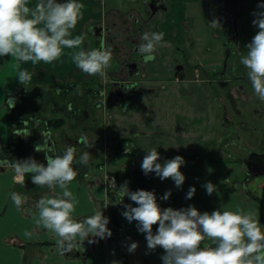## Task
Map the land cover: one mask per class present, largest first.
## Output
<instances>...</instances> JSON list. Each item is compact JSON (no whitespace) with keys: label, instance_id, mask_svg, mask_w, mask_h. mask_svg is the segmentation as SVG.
<instances>
[{"label":"crops","instance_id":"crops-1","mask_svg":"<svg viewBox=\"0 0 264 264\" xmlns=\"http://www.w3.org/2000/svg\"><path fill=\"white\" fill-rule=\"evenodd\" d=\"M107 1L78 0L84 5L83 18L78 21L73 36L85 35L82 45L85 50L99 48L101 43L111 50L119 68L107 70L109 80L102 81L99 77L88 76L78 70L71 59V54L76 49H64V55L52 64H21L20 69H27L33 74L27 88L16 79L18 69L12 57L9 56L1 66L0 161H3L1 153L8 144L10 131L9 95L19 88H23L26 95L25 111L29 100L39 99V108L27 113V118L34 115L35 110L44 111L43 107L47 106L45 108L50 107L51 113H60V118L66 117L71 129L73 122L77 123L81 118V113L85 114L84 109L87 110L92 103L96 105L101 87H106L112 94L122 79L137 82L130 97L125 101L115 99L112 109L116 110L103 116V137L98 144L99 160L90 163H100L99 168L89 169L84 178L77 176L69 185L78 201L74 213L77 218L92 214L93 209L103 207L107 199L110 204L107 208H102V211L109 218L107 227L112 231V236L98 239L97 243L92 244L85 241L80 245L79 251L59 255L55 239L47 230L37 227L34 216L30 214L35 213L34 205L41 197L51 196L52 193L47 188L38 189L31 182V174L24 176L21 182L11 167L0 165V264H112L113 261L119 264H163L161 257L164 250L159 247L149 250L146 234L138 231L137 222L130 223L122 216L125 205H137L128 197L121 203L118 190L111 197L112 183L106 180L107 176L103 177L106 168H124L130 174L143 173V158L146 151L152 148L157 149L161 164L177 155L185 160L180 169L185 182L180 188L176 187L171 178L161 180L155 173L151 181L147 182L161 208L180 209L192 205L201 213H211L217 209L235 211L239 208L255 212L264 225V197L259 192L264 189V179L254 180L264 176L250 177L245 164V159L251 152L262 151L253 150L249 153L252 141L257 140V135L264 130V126L262 129L259 125L264 118V103H255L252 107L253 123L244 120L240 122V129H237L239 124L231 122L228 103L225 104V90L229 102L231 91L235 89V84L225 80L226 74V78L230 80L233 73H236L235 66H232L229 73L226 72L232 47L230 38L225 40V35L230 37L231 25L224 22L219 23V27H211L205 18L201 0H168L167 10L157 12L150 21H147L148 13L143 4V9L133 8L128 13L118 3L121 0H109L113 1L109 6ZM35 2L36 0H30V6ZM260 3H264V0H245V10L239 24L240 38L252 27L257 28L253 21L248 22L245 18L264 11L258 8ZM142 23H145L143 29ZM149 31L163 32L165 35L163 42L156 48L155 59L146 63L138 51V45L141 43V35ZM252 38L246 41L250 43ZM227 49L230 50L228 53ZM123 58L139 60V71L133 73V77H128L126 70V75L123 76V69H120ZM244 86L245 84L240 83L239 89L246 92L248 87ZM78 88L88 98L87 104H83L85 106L79 103L84 96L77 93ZM57 89L60 90L59 94ZM63 101L76 109L67 112L65 108H57V102L63 104ZM46 117L47 120L50 119V115L47 114ZM39 126L41 124H36L34 120L25 126L23 137L29 143L28 153L31 155L39 153L35 146L42 143V140L37 139L38 133L35 134ZM217 126L220 127V133ZM46 129L47 131L42 129L39 132L50 133L48 141L52 147L49 144L48 147L53 150L46 151V154L54 155V147L57 148L58 143L51 131L47 127ZM231 133L239 140L236 148L231 147L234 142ZM76 139L78 142V138ZM111 140L130 141L133 145L130 155H123L116 160L115 153L108 150L110 146L107 144ZM211 142H216L217 145V161L209 156L212 153H208L207 149L204 156L198 154V150L205 145L210 147L208 143ZM59 152L56 150V153ZM102 163L105 164V169ZM208 182L217 188L212 195H208L204 187ZM138 185L130 191H136ZM190 187H195L196 192L191 199H186ZM169 190L170 197L163 200L162 197ZM12 191L28 198L24 207L29 211L16 209L10 198ZM157 227L158 225L153 226L154 233ZM27 232L33 234L28 236ZM132 242H136L138 247L133 253H129L127 248Z\"/></svg>","mask_w":264,"mask_h":264},{"label":"clouds","instance_id":"clouds-1","mask_svg":"<svg viewBox=\"0 0 264 264\" xmlns=\"http://www.w3.org/2000/svg\"><path fill=\"white\" fill-rule=\"evenodd\" d=\"M83 8L78 0H36L32 6L30 0H0V57L10 56L16 61V79L25 88L32 81L33 74L19 66L28 62L32 65L40 62L52 64L64 55V49H76L71 59L78 70L102 81L108 79L111 50L103 43L99 48L85 50L82 47L85 35L73 36L78 21L83 18ZM258 8L264 9V3L258 4ZM254 15L256 19L252 23L258 31L245 46L247 52L241 54L240 63L247 69L252 89L264 103V11ZM209 25L219 27V20L214 18ZM164 35L155 31L141 35L138 51L146 63L155 59L154 53L163 42ZM59 91L57 89L58 94ZM77 93L83 95L79 88ZM10 104L14 106V98H10ZM71 107L69 105V110ZM41 135L44 140L35 146V150L44 153L52 151L48 147L50 133ZM78 143L86 149L94 146L83 133ZM76 153V147L68 146L60 155L46 154V165L34 158L0 161V165L11 167L21 182L24 176L31 174L34 185L46 187L52 193L51 196L41 197L34 205L35 213L30 214L34 216L36 226L47 230L55 239L56 251L61 256L79 251L85 241L92 244L112 236L107 227L109 218L102 211L110 204L107 199L103 207H96L90 215L83 218L74 215L78 201L69 189L78 175L74 165H87L92 156L89 151H83L77 159ZM159 159L156 148L146 151L141 164L144 174L155 173L161 180L171 178L180 188L185 182V176L180 171L185 164L184 158L177 155L163 164ZM204 187L208 195L217 191L216 185L211 182ZM195 192V187H190L186 199H191ZM117 195L121 203L128 197L137 205H125L122 216L130 223L137 222L138 231L146 234L149 250L157 247L164 250L161 257L163 264H264V225L251 210L217 209L201 213L192 205L180 209L161 208L153 191H130L127 182L120 186ZM170 195L169 190L162 199L167 200ZM10 198L18 211H29L24 207L28 200L26 196L12 191ZM154 225H158L155 233ZM32 234L26 233L28 236ZM137 247L138 244L132 242L127 251L133 253ZM112 264L119 262L113 261Z\"/></svg>","mask_w":264,"mask_h":264},{"label":"rangeland","instance_id":"rangeland-1","mask_svg":"<svg viewBox=\"0 0 264 264\" xmlns=\"http://www.w3.org/2000/svg\"><path fill=\"white\" fill-rule=\"evenodd\" d=\"M118 2V1H116ZM111 3H113V1H107V6H109ZM119 4L123 5L124 11L125 12H131L133 8H139V9H143L142 7V2L141 1H137V0H121L118 2ZM145 10V9H144ZM255 18L254 15L250 14L249 16H247L245 19L250 22L253 21ZM229 27V25H228ZM239 31H240V26L238 27ZM231 29H229V33H230V38H231ZM258 29L252 27V29L246 33H243L241 35V38L239 40V44L237 47V42H234V37L232 39H230V46L232 47V53H231V57L228 61L227 64V68H226V72L229 73L230 69L232 68V66H235V70L236 73H233L232 77H230V80L227 77V74L225 76V80L230 81L232 84H235V89L231 91V96H230V101L227 102V97H226V90H225V104L228 103V112L231 115V122H235L236 124H239V126H237V129H240V122L244 121L249 123V122H254V115H253V109L252 107H254L255 103L256 104H261L262 102L259 100V98L257 97V95L254 93V90L252 89V85L251 82L249 81L248 77H247V69L240 63V57L241 54H246L247 49H246V45L248 44V42L246 41L247 39L249 40L250 38H252L253 36H255V34L257 33ZM229 36L225 35V40H228ZM230 49V48H229ZM227 49V53H228ZM126 59V57H124ZM123 58V61L125 60ZM122 61V62H123ZM121 62V63H122ZM115 68H119L118 67V62L116 61L115 57L112 55V60H111V67L108 70H113ZM120 69H123L124 75L125 76V69L122 67V65H120ZM109 80V78H108ZM240 83L245 84L244 87H248V90L245 92L244 89H239V85ZM108 84V83H107ZM247 85V86H246ZM116 89V87L114 88ZM53 92V91H51ZM49 91V93H51ZM222 92V91H219ZM53 94V93H52ZM84 97H82L83 101H80L79 103L82 106H85L88 102V98L85 95H82ZM221 96H224L223 93H221ZM55 97L58 96L56 95ZM252 98V100H248ZM96 105L95 104H90L88 109H84V112L81 113V118L78 120L77 123H74V126L71 127L70 129V125L69 122H67V118L66 117H62L60 118V113H51L52 111L50 110V107L47 109L45 107H43V110H35V114L32 115L31 117L27 118V116H29L28 114L32 113V111L35 108H39V99L36 100L34 98H32L31 100L28 101L27 103V109L26 111H24V116L26 119H30V120H34L35 123L37 124H41V126H39L36 130H35V134L38 133L37 139H39L40 141L44 140V138L41 135L42 129H44L45 131H47L46 127L51 131V134H53V136L55 137L56 142L58 143V147H54V153L56 154V150L60 151L59 153H57L56 155H60L62 154V152L66 149V147L68 146H74L77 149V153H76V158L79 159V156L83 153V151H89L90 154L92 155L89 161V165H80V164H75L74 168L76 169V171L78 172V177L80 176L81 178L89 171V169H95V168H99L100 163H93L90 165L91 161H97L99 160V153H98V144L101 140V137H103V126H104V118L105 115H108L109 113H111V110H116V109H112L114 108V102H115V97L112 96L108 91L106 87H101V90L98 92L97 97H96ZM58 106L57 108H65L67 110V112H72L74 109H76L75 106L71 107V110H69V104H67L65 101H63V104H60V102H57ZM52 104V103H51ZM85 104V105H83ZM99 105V107H98ZM253 105V106H252ZM50 106V105H49ZM248 107V108H247ZM28 111V112H27ZM30 111V112H29ZM38 111V112H36ZM51 111V112H50ZM33 112V113H34ZM28 113V114H27ZM221 111L219 112L220 116H221ZM47 114L50 115V119L51 121H54V125H52L51 127H49L46 122L47 120ZM65 114V112H64ZM64 116V115H63ZM32 118V119H31ZM34 118V119H33ZM37 119H41V121H37ZM61 119L62 122L58 123V120ZM47 120V121H46ZM68 123V124H67ZM69 125V126H68ZM258 125V124H257ZM259 125L262 127L264 126V118L261 121V123H259ZM218 128V133H220V127L217 126ZM225 131V129H224ZM239 131V130H238ZM237 131V132H238ZM241 132V131H240ZM86 134L89 138V141L91 143H94V146L86 149L84 148V146L81 144H79L77 142L76 138H79L81 134ZM242 133V132H241ZM70 135V137H69ZM24 135L22 134V138ZM258 138H256L257 140L254 139V141H252V149H250L249 153L253 150H264V144L262 143L264 141V130H261V132L257 135ZM231 138H233V143L231 145V147H238V138L236 137V135L234 133H231ZM25 140V139H24ZM26 142V140H25ZM216 142H211L208 143L210 147H206V145L201 149L198 150V154L204 156L206 149L208 153H212V155H209L211 157L214 158V161H217L218 159V155H217V145L215 144ZM27 155L28 158H34L35 160H37L40 163H44L46 165L47 161L45 159V155L46 153L44 152H39L38 154H36L35 152L31 154L28 153V149H29V143L27 144ZM107 146H110V148L108 149L109 151H113L115 153V158L117 160L118 157H121L124 155L125 150H127L128 147L132 148L131 146L132 143L130 141L127 142H122L119 145V142L117 141H110L108 142ZM225 147V146H224ZM31 148V146H30ZM129 148V149H130ZM205 148V149H204ZM92 149V152L90 151ZM204 149V150H203ZM132 149H130L131 151ZM248 150V149H246ZM32 151V150H31ZM33 152V151H32ZM55 154H50L52 156H55ZM125 154H130L125 153ZM114 158V159H115ZM102 167L105 169V164L103 165V163L101 164ZM198 165V164H197ZM108 166V165H107ZM114 168V167H113ZM118 168H114L112 170H105V173L103 172V177L107 176L106 180L111 184V193L112 194H116V191L120 188L121 185H123L125 182H127V184H130V187L128 186L129 190L133 187H135L136 184V180H137V174L136 173H127L126 171H124V168L122 170H117ZM136 174V175H135ZM84 178V177H83ZM264 179V177H256L254 180L255 181H260ZM260 194L262 197H264V189H260ZM115 196V195H113Z\"/></svg>","mask_w":264,"mask_h":264},{"label":"trees","instance_id":"trees-1","mask_svg":"<svg viewBox=\"0 0 264 264\" xmlns=\"http://www.w3.org/2000/svg\"><path fill=\"white\" fill-rule=\"evenodd\" d=\"M9 59V56L6 57H0V68L1 66ZM25 92L23 88H19L17 91L11 93L9 95V103L10 98H14L15 104L10 106V115H9V121H10V131L8 135V144L3 147L2 153H1V160L3 161H9L13 162L14 160H24L28 158L27 155V145L25 140L22 138V134L18 132V129L26 128L25 121L26 118L24 116L25 111ZM62 120L59 119L58 123H61ZM46 124L51 127L54 125V121L48 120ZM125 140H120L119 145L124 142ZM41 162V161H40ZM154 173H149L148 175H145L143 173L137 174V180L136 184L142 183V182H150ZM128 182V181H127ZM44 189L46 187H39L38 189ZM111 193V197H112Z\"/></svg>","mask_w":264,"mask_h":264},{"label":"flooded vegetation","instance_id":"flooded-vegetation-1","mask_svg":"<svg viewBox=\"0 0 264 264\" xmlns=\"http://www.w3.org/2000/svg\"><path fill=\"white\" fill-rule=\"evenodd\" d=\"M137 1H141L142 4L144 5V8L146 9L147 13H148V17H147V21H150L151 18L159 11L162 10H167L168 6H169V1L168 0H137ZM206 6H207V14L209 16L210 20L218 19L219 23H224L225 22V9L221 12H219V8L216 7L215 3L212 2L211 0H206ZM201 5L203 7L202 4V0H201ZM152 7L154 8H158V10L153 13L152 11ZM165 8V9H164ZM245 9V5L243 3H239L238 7L236 9V13L233 15V17L228 20V23L231 25V38L232 39L234 37V41H236V34L234 31V19L237 15L240 14V17L242 15V10ZM239 17V16H238ZM240 17L238 20V27L240 24ZM145 24V23H144ZM142 23L141 25V29H143V25ZM150 32V31H149ZM109 34V31H108ZM240 40V31H239V38ZM239 40H238V44H239ZM237 42V41H236ZM134 63H137V66L134 65ZM139 60L138 59H130V60H125L122 62V67L127 71L128 77H133V73H136V71H139ZM136 83H131L128 79H122L119 83H118V87L117 90L113 93L112 92V96L115 97V99H122V100H127L130 95H131V90L134 86H136ZM264 150H262L261 152H263Z\"/></svg>","mask_w":264,"mask_h":264},{"label":"water","instance_id":"water-1","mask_svg":"<svg viewBox=\"0 0 264 264\" xmlns=\"http://www.w3.org/2000/svg\"><path fill=\"white\" fill-rule=\"evenodd\" d=\"M215 3L216 7L219 8V12L223 11L225 9V22H228L233 15L236 13V9L238 7V4L245 3V0H211ZM206 0H202L203 4V12L205 15V18L208 22H211L212 20L209 19V16L207 14V6H206ZM165 9V8H164ZM158 10V8L152 7L153 13H155ZM244 11V9L242 10ZM240 14L237 15L234 19V31L236 34V41L238 42L239 38V29H238V20ZM135 66H137V63H134ZM50 147H52V144H49ZM245 164L247 167V173L251 177L256 176H264V151L263 152H256L253 151L249 154V156L245 159ZM137 190H146V191H152L151 185L147 182L140 183L136 189Z\"/></svg>","mask_w":264,"mask_h":264},{"label":"built area","instance_id":"built-area-1","mask_svg":"<svg viewBox=\"0 0 264 264\" xmlns=\"http://www.w3.org/2000/svg\"><path fill=\"white\" fill-rule=\"evenodd\" d=\"M129 148H130V147H128L127 150H125V153L130 152V149H131V148H130V149H129Z\"/></svg>","mask_w":264,"mask_h":264}]
</instances>
